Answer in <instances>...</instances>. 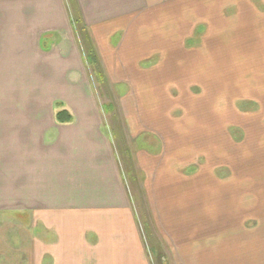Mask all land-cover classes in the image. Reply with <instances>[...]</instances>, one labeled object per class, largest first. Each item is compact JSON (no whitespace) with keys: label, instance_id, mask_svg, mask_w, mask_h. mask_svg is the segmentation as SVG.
Instances as JSON below:
<instances>
[{"label":"crops","instance_id":"1","mask_svg":"<svg viewBox=\"0 0 264 264\" xmlns=\"http://www.w3.org/2000/svg\"><path fill=\"white\" fill-rule=\"evenodd\" d=\"M187 2L209 18V24L203 20L205 42L196 47L221 64L224 85L238 82L237 100L249 96L259 106L257 112L238 110L237 95L224 91L222 108L228 104L240 115L226 124H264V0H0V97L12 98L13 111L34 119L13 112L12 124H0V264H149L119 142L93 117L97 103L86 85L79 29L90 33L92 62L99 58L112 77L117 48L132 47L146 26L166 24ZM117 32L125 33L118 47L110 44ZM46 107L52 122L37 124ZM61 110L71 112L73 121L54 124ZM145 157L138 165L161 230L183 229L186 220L189 229L194 213L187 211L197 204L190 198L182 204L183 175L174 169L159 183L157 172L159 188L151 191L149 153ZM190 176L195 187L188 191L198 194L208 176L198 171L185 178ZM201 192L209 202V189ZM200 251L205 255L199 264H209V251Z\"/></svg>","mask_w":264,"mask_h":264},{"label":"rangeland","instance_id":"2","mask_svg":"<svg viewBox=\"0 0 264 264\" xmlns=\"http://www.w3.org/2000/svg\"><path fill=\"white\" fill-rule=\"evenodd\" d=\"M191 5L187 2L165 18L166 24L146 26V33L137 35L138 41L131 44L134 47L117 48L119 67L112 71V77L106 72L108 80L103 78L105 65L99 58L93 63L89 56L95 52L87 43L93 44L90 33L80 29L79 47L88 62L86 85L94 90L97 103L93 117L96 124H106L119 142L117 149L134 197L149 264H199L205 255L200 250L209 251V264H264V124H242L243 140L226 124L240 115L230 111L228 104L222 108V94L238 98V82L235 87L224 85L221 64L212 63L211 51L208 54L196 47L199 41L205 42L206 33L201 32L209 18L204 10L195 13ZM74 19L78 21L76 16ZM124 37V32L112 34L110 44L118 47ZM109 51L115 54L116 48ZM248 97L247 101L254 102ZM11 99L0 97V124H12L13 112L16 117L22 114L10 108ZM57 112L54 124H67L56 119ZM52 114L46 107L37 113L35 121L49 124ZM25 117L34 120L29 112H23ZM241 118L244 120L243 113ZM122 145L128 150L122 151ZM147 153L154 176L151 191L159 188L157 172L159 183L174 169L183 175L179 182L182 204L189 205L188 198L191 205L197 204L187 211L194 213L190 230L185 229L187 220L181 225L183 229L171 232L164 226L161 230L147 198L144 171L138 165ZM198 171H205L208 177L197 185L198 194L193 189L189 193L195 187L194 179L185 176ZM205 187L209 202L201 192Z\"/></svg>","mask_w":264,"mask_h":264},{"label":"flooded vegetation","instance_id":"3","mask_svg":"<svg viewBox=\"0 0 264 264\" xmlns=\"http://www.w3.org/2000/svg\"><path fill=\"white\" fill-rule=\"evenodd\" d=\"M74 21H75V19H74ZM76 22V21H75ZM79 32H80V29H79ZM82 35V34H81ZM80 35V36H81ZM198 46H199V44H198ZM103 71V70H102ZM102 74V73H101ZM103 75V74H102ZM222 75V74H221ZM103 78H105V77H103ZM235 101L237 102V109L238 110H245V111H250L248 108H252L254 111L256 110V112L259 110V106H257L256 105V103L255 102H252V101H247L246 99H240V100H237V98L235 99ZM234 129H235V131H237V133H236V136L238 137V138H240L241 140H243L244 139V132H243V130L240 128H237L236 126L235 127H233ZM149 131H150V129H148ZM147 138H149V136L148 135H145ZM146 141H149V139H147ZM149 145H150V141H149V143H148ZM146 147H148V145L146 146ZM149 149V148H148ZM228 155H232V153L231 152H229V154Z\"/></svg>","mask_w":264,"mask_h":264},{"label":"trees","instance_id":"4","mask_svg":"<svg viewBox=\"0 0 264 264\" xmlns=\"http://www.w3.org/2000/svg\"><path fill=\"white\" fill-rule=\"evenodd\" d=\"M56 119L61 123H69L73 120V116L68 110H61L57 112Z\"/></svg>","mask_w":264,"mask_h":264}]
</instances>
